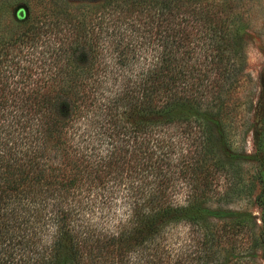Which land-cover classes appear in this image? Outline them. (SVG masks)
Masks as SVG:
<instances>
[{
  "label": "trees",
  "instance_id": "16d2710c",
  "mask_svg": "<svg viewBox=\"0 0 264 264\" xmlns=\"http://www.w3.org/2000/svg\"><path fill=\"white\" fill-rule=\"evenodd\" d=\"M5 1L0 264H264L240 0Z\"/></svg>",
  "mask_w": 264,
  "mask_h": 264
},
{
  "label": "rangeland",
  "instance_id": "374dc122",
  "mask_svg": "<svg viewBox=\"0 0 264 264\" xmlns=\"http://www.w3.org/2000/svg\"><path fill=\"white\" fill-rule=\"evenodd\" d=\"M12 1L6 0L5 6ZM242 12L243 29L241 31V47L244 55L245 67L242 71L241 84L238 90V97L243 106H249L255 101H260L264 96V0H240ZM11 6V5H10ZM12 7V6H11ZM0 10V21L4 24L5 18ZM247 152L251 150V140L249 137L244 142ZM183 199L182 194L178 195ZM235 201L232 203V208H245L253 210L257 209L252 204H245L243 201ZM172 238L184 237L187 230L183 225H178L172 230Z\"/></svg>",
  "mask_w": 264,
  "mask_h": 264
}]
</instances>
